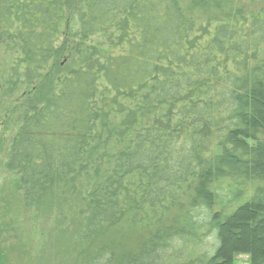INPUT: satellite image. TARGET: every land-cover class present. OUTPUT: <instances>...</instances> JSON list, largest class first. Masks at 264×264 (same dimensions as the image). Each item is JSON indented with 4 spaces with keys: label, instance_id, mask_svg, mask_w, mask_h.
Listing matches in <instances>:
<instances>
[{
    "label": "trees",
    "instance_id": "trees-1",
    "mask_svg": "<svg viewBox=\"0 0 264 264\" xmlns=\"http://www.w3.org/2000/svg\"><path fill=\"white\" fill-rule=\"evenodd\" d=\"M63 56L71 67L29 106L5 167L38 219L108 158L77 264H236L241 254L264 264V9L0 0V112L5 94L37 89Z\"/></svg>",
    "mask_w": 264,
    "mask_h": 264
},
{
    "label": "rangeland",
    "instance_id": "rangeland-1",
    "mask_svg": "<svg viewBox=\"0 0 264 264\" xmlns=\"http://www.w3.org/2000/svg\"><path fill=\"white\" fill-rule=\"evenodd\" d=\"M225 5V4H222ZM234 6L253 12L264 9V0H234ZM77 9L68 11L66 32L72 37L78 32ZM5 55V56H4ZM2 57L4 84L10 79L11 57ZM67 57L58 59L50 76L35 90L20 88L13 95L5 94L0 112V264H77L82 249L76 244V236L82 224L87 196L97 181L94 177L97 165L89 176L82 177L76 189L58 208L46 209L39 214L27 210L16 192L15 176L6 170V161L15 136L29 106L41 103L54 90L56 75L67 72L71 67ZM6 86V85H5ZM6 90V88H5ZM113 151H107L111 153ZM102 153H105L103 151ZM101 153V154H102ZM103 155V154H102ZM110 157V155H109ZM99 168L100 176L106 172L105 163ZM97 171V172H98ZM96 172V173H97ZM236 264H249V256L241 254L235 258Z\"/></svg>",
    "mask_w": 264,
    "mask_h": 264
}]
</instances>
